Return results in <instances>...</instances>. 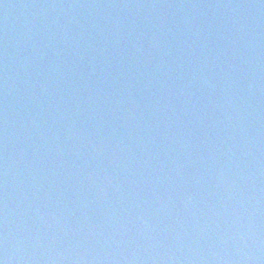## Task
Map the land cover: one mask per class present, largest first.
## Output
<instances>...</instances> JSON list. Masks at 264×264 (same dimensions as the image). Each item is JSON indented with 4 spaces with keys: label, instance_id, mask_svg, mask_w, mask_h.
Instances as JSON below:
<instances>
[{
    "label": "water",
    "instance_id": "water-1",
    "mask_svg": "<svg viewBox=\"0 0 264 264\" xmlns=\"http://www.w3.org/2000/svg\"><path fill=\"white\" fill-rule=\"evenodd\" d=\"M3 264H264V0H0Z\"/></svg>",
    "mask_w": 264,
    "mask_h": 264
},
{
    "label": "snow or ice",
    "instance_id": "snow-or-ice-1",
    "mask_svg": "<svg viewBox=\"0 0 264 264\" xmlns=\"http://www.w3.org/2000/svg\"><path fill=\"white\" fill-rule=\"evenodd\" d=\"M0 264H3V261H0Z\"/></svg>",
    "mask_w": 264,
    "mask_h": 264
}]
</instances>
